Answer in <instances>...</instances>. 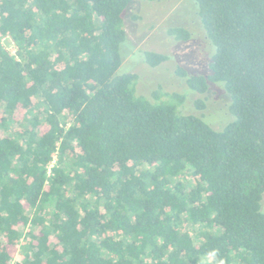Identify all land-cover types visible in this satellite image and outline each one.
<instances>
[{"label":"trees","instance_id":"16d2710c","mask_svg":"<svg viewBox=\"0 0 264 264\" xmlns=\"http://www.w3.org/2000/svg\"><path fill=\"white\" fill-rule=\"evenodd\" d=\"M131 1L0 0V264H264V0H194L220 130L117 73Z\"/></svg>","mask_w":264,"mask_h":264},{"label":"rangeland","instance_id":"374dc122","mask_svg":"<svg viewBox=\"0 0 264 264\" xmlns=\"http://www.w3.org/2000/svg\"><path fill=\"white\" fill-rule=\"evenodd\" d=\"M196 12L194 0H132L123 20L126 40L119 48L121 65L117 73L136 74L135 89L141 96L152 98L154 90L167 95H185L180 113L202 117L213 129L220 130L233 119L228 110L230 97L223 86L211 85L207 93L199 95L191 92L176 73L179 67L189 76L208 73L212 49L199 26ZM174 28L187 29L192 33L190 40L176 41L168 34ZM5 44L13 54L14 44ZM146 51L167 56L168 61L150 67L144 60ZM197 101H202L205 107L199 109ZM17 260L18 257L14 259Z\"/></svg>","mask_w":264,"mask_h":264},{"label":"built area","instance_id":"2783aa9c","mask_svg":"<svg viewBox=\"0 0 264 264\" xmlns=\"http://www.w3.org/2000/svg\"><path fill=\"white\" fill-rule=\"evenodd\" d=\"M5 40H6V41H9V42H11V43H13V41L10 40L9 38L4 39V41H5ZM13 44H14V43H13ZM6 50L8 51V48H7V47H6ZM14 53H15V52H14ZM14 53H13V54H14Z\"/></svg>","mask_w":264,"mask_h":264}]
</instances>
